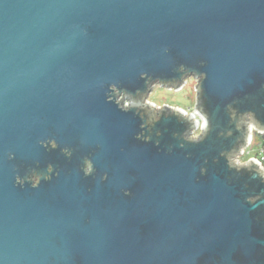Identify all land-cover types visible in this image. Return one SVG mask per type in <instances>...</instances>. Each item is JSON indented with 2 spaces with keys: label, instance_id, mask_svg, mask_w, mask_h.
I'll use <instances>...</instances> for the list:
<instances>
[{
  "label": "water",
  "instance_id": "1",
  "mask_svg": "<svg viewBox=\"0 0 264 264\" xmlns=\"http://www.w3.org/2000/svg\"><path fill=\"white\" fill-rule=\"evenodd\" d=\"M252 127L264 0H0V264H264Z\"/></svg>",
  "mask_w": 264,
  "mask_h": 264
},
{
  "label": "rangeland",
  "instance_id": "2",
  "mask_svg": "<svg viewBox=\"0 0 264 264\" xmlns=\"http://www.w3.org/2000/svg\"><path fill=\"white\" fill-rule=\"evenodd\" d=\"M184 84L179 88H164L160 83H155L150 88V93L145 97L143 104L147 106H154L156 111L162 110L165 106L172 108L173 110H183L188 115H195V120H200L201 124L197 123L195 129L192 130L190 138L198 139L202 134V116L198 109L197 97L198 91L195 90V86L199 85V82L195 80L194 76H186L183 78ZM120 101L124 106L131 105V100L120 97ZM149 104V105H148ZM153 104V105H152ZM200 125V126H199ZM253 144L247 146L244 155H239L237 161L241 164L248 162L250 159H255L259 152L264 135L259 134L257 131H253ZM249 147V148H248ZM250 152V154H248Z\"/></svg>",
  "mask_w": 264,
  "mask_h": 264
},
{
  "label": "built area",
  "instance_id": "3",
  "mask_svg": "<svg viewBox=\"0 0 264 264\" xmlns=\"http://www.w3.org/2000/svg\"><path fill=\"white\" fill-rule=\"evenodd\" d=\"M200 126V125H199ZM203 126H204V121H203V119H202V125H201V128H203ZM254 131V130H253ZM252 131V132H253ZM253 144V134H252V139H251V143L248 145L249 147L251 146ZM248 147V148H249ZM247 149V148H246ZM245 154V150H244V152H243V154L242 155H244ZM248 154H250V152H248ZM255 159L259 162V163H261V166H262V168L264 169V137H263V140H262V144H261V146H260V148H259V152H258V154H257V156L255 157Z\"/></svg>",
  "mask_w": 264,
  "mask_h": 264
},
{
  "label": "bare ground",
  "instance_id": "4",
  "mask_svg": "<svg viewBox=\"0 0 264 264\" xmlns=\"http://www.w3.org/2000/svg\"><path fill=\"white\" fill-rule=\"evenodd\" d=\"M153 105V104H152ZM185 115H187V116H192L193 117V119H194V122H195V124H197V123H199V124H201L200 122V120L198 121V120H195V115H188L186 112H184V111H182ZM204 126H205V121H204ZM252 131H253V127H252ZM252 133L253 132H251V136H252Z\"/></svg>",
  "mask_w": 264,
  "mask_h": 264
},
{
  "label": "trees",
  "instance_id": "5",
  "mask_svg": "<svg viewBox=\"0 0 264 264\" xmlns=\"http://www.w3.org/2000/svg\"><path fill=\"white\" fill-rule=\"evenodd\" d=\"M253 141H254V138H253ZM262 144V143H261Z\"/></svg>",
  "mask_w": 264,
  "mask_h": 264
}]
</instances>
